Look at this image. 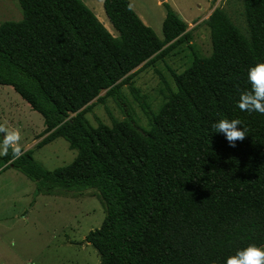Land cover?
<instances>
[{"label":"trees","instance_id":"16d2710c","mask_svg":"<svg viewBox=\"0 0 264 264\" xmlns=\"http://www.w3.org/2000/svg\"><path fill=\"white\" fill-rule=\"evenodd\" d=\"M17 1L22 18L0 24V84L43 117L35 147L62 137L77 155L48 170L33 148H9L0 171L19 169L38 192L95 189L105 216L85 241L99 264H224L264 245V115L236 106L251 91L249 67L264 62V0H241L243 28L224 8L211 11L210 54L192 51L184 70L171 71L157 111L142 97L146 129L129 115L92 126L86 113L123 84L137 91L138 70L189 42L174 10L167 6L159 38L129 0H103L115 35L82 0ZM224 118L247 128L235 146L212 128Z\"/></svg>","mask_w":264,"mask_h":264},{"label":"rangeland","instance_id":"374dc122","mask_svg":"<svg viewBox=\"0 0 264 264\" xmlns=\"http://www.w3.org/2000/svg\"><path fill=\"white\" fill-rule=\"evenodd\" d=\"M82 1L112 34H117L105 14L103 0ZM129 1L137 15L159 38H163L162 21L169 6L186 22L190 31L189 42L138 70L132 78L137 91L123 84L118 98L94 99L86 113L92 126L99 122L111 124L113 119L122 120L129 115L140 128H148L141 108L142 97L152 111H157L166 87L174 86L171 71L179 73L184 70L192 59V51L198 55L210 54V32L204 20L211 11L220 6L241 28L245 24L241 0ZM21 18L22 9L17 0H0V24ZM104 93L105 90L99 95ZM0 125L4 130L2 139L8 133L18 132L20 139L13 146L22 150L33 148V158L45 169L66 166L77 155V149L70 148L62 137L35 147L44 137H39L45 127L43 117L10 86L2 84ZM104 216V203L93 188L38 192L35 180L17 168H5L0 171V264H99L98 252L85 241V236L100 226Z\"/></svg>","mask_w":264,"mask_h":264},{"label":"clouds","instance_id":"9594fccd","mask_svg":"<svg viewBox=\"0 0 264 264\" xmlns=\"http://www.w3.org/2000/svg\"><path fill=\"white\" fill-rule=\"evenodd\" d=\"M251 91L240 93L236 106L241 111L257 112L264 115V62L250 66L247 73ZM217 134H223L230 146H235V141L243 140L247 128L241 126L239 119H219L212 124ZM2 130V129H0ZM20 139L18 132L8 133L0 140V154L6 155L9 148L12 154L19 156L20 149L13 146ZM224 264H264V246L250 244L236 251L235 255L228 256Z\"/></svg>","mask_w":264,"mask_h":264}]
</instances>
